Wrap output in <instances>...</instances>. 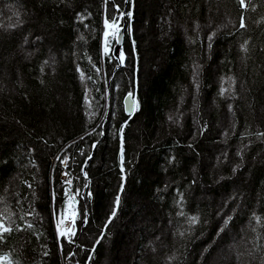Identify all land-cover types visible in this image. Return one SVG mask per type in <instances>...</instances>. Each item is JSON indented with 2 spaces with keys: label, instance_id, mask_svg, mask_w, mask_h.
I'll list each match as a JSON object with an SVG mask.
<instances>
[{
  "label": "trees",
  "instance_id": "1",
  "mask_svg": "<svg viewBox=\"0 0 264 264\" xmlns=\"http://www.w3.org/2000/svg\"><path fill=\"white\" fill-rule=\"evenodd\" d=\"M114 3L133 14L130 34L126 15L121 24L123 67L101 47ZM245 5L0 0V222L12 229L0 256L13 264H264V0ZM128 91L139 101L131 119ZM124 121V190L104 228L121 183ZM67 178L80 191L72 242L55 233Z\"/></svg>",
  "mask_w": 264,
  "mask_h": 264
},
{
  "label": "snow or ice",
  "instance_id": "2",
  "mask_svg": "<svg viewBox=\"0 0 264 264\" xmlns=\"http://www.w3.org/2000/svg\"><path fill=\"white\" fill-rule=\"evenodd\" d=\"M239 4H240L241 8H244L246 6L245 0H239ZM112 7L114 9V12L112 14L105 13L103 21H102V23H103L102 53H103V56L105 58L111 59V53L113 51H115L117 54V58L119 60L120 65H123L125 63V59H126L125 52L119 47H117L115 50H113L111 45L113 42L116 45L120 44V37H121V33H122V28L124 27L123 25H121V20L123 19V17L125 15L129 18V25L127 26V31L129 32V34L131 33L130 20H131V17L133 14L131 11H128V12L121 11L119 4L114 3L112 5ZM76 16H77V19H80V20L83 19V17H81L79 13H77ZM240 26L244 27L243 18H241ZM85 27H87V25H85ZM37 39H39V37H37ZM78 39H82V37H78ZM208 39L209 40L212 39V34H210L208 36ZM133 44H134V42H133ZM210 46L211 45H209V47ZM241 47L243 48V45H241ZM89 62H91V58H89ZM93 67L96 68V72H97V74H99L100 69L98 67H96V65H93ZM76 71L80 73L81 79H84V74H83V72H81V69L79 66H77ZM220 91H221V95H223L224 89L221 88ZM84 99H85L87 107H91L90 98L87 95H85ZM123 99L125 102V112L128 113L129 115L139 108V101L134 98V94L132 91H128L124 95ZM231 107L232 106L229 105V109H231ZM86 114H89V113H86ZM126 123H127V121H124L120 125V129H119V131L121 133V137H120V148H119L118 156H119L121 183L119 185V189H118L116 197H115L114 206L112 208V211L110 212V214L107 217V223L104 225V228H107V224L111 223L113 217H115L116 207L120 203V194L124 190L125 168H124V148H123L124 141H123V135L122 134H123L124 126ZM68 159H69V157L67 155H65L61 159V164H64L66 167L67 166L66 161ZM81 171L83 172V168H81ZM235 171H236V169L233 168V172H235ZM61 175L64 177H69L68 172H63V173H61ZM84 177L87 180V173L86 172H84ZM72 184H73V181L71 178H67L64 180L65 187L63 188V192H62L64 199L62 201L60 219L56 223L57 236L58 237L63 236L69 242H72V236L75 235L74 226H69V225H74L75 220L79 215L75 206L77 203L76 197L80 195V191H79V189H76L75 192H73L72 187H71ZM85 187H87V184H85ZM87 195H88V197H91L92 194H91V192H88ZM53 196H55V193H53ZM182 198L183 197L181 194V199ZM28 215H31V213H28ZM230 219H231V217H228V216L224 217V224L226 225ZM256 219H257V222H259L260 218L256 217ZM190 220H191V223H193V224L196 223L195 217H191ZM66 221L68 223H66ZM83 221H84V223H87V209H85ZM61 225H64L63 230L61 229ZM28 226L31 227V225H28ZM17 227L19 228L20 226H17ZM11 230L12 229L10 226H6L2 222H0V240H3V238H4L3 234L4 233H8ZM222 230H223V228L220 229V231H222ZM102 235H103V233H101V236ZM45 255H47V253H45ZM69 255H72V253H69ZM0 264H13V261L8 259V257L6 255L0 256Z\"/></svg>",
  "mask_w": 264,
  "mask_h": 264
},
{
  "label": "water",
  "instance_id": "3",
  "mask_svg": "<svg viewBox=\"0 0 264 264\" xmlns=\"http://www.w3.org/2000/svg\"><path fill=\"white\" fill-rule=\"evenodd\" d=\"M127 1H129V0H127ZM123 26H124V27L122 28V33H121V37H120V44H119V45H115L113 50H115L117 47H119V48H121V49L123 50L124 42H125L126 23H124ZM113 56L118 60V58H117V54H116L115 51H113ZM125 57H126V55H125ZM125 60H126V59H125ZM118 62H119V60H118ZM119 66H120V67H123L124 64H123V65H120V63H119ZM134 112H135V111H134ZM134 112H132L130 115H129L128 113H126L127 117H132L133 114H134ZM66 223H68V222L66 221ZM69 226H70V225H69Z\"/></svg>",
  "mask_w": 264,
  "mask_h": 264
},
{
  "label": "rangeland",
  "instance_id": "4",
  "mask_svg": "<svg viewBox=\"0 0 264 264\" xmlns=\"http://www.w3.org/2000/svg\"><path fill=\"white\" fill-rule=\"evenodd\" d=\"M121 24H122V20H121ZM116 44L114 43L113 44V49H114V46H115ZM101 47H102V39H101ZM113 53V52H112ZM114 57V56H113ZM115 58V57H114ZM116 59V58H115ZM124 65H125V63H124ZM107 73V71H106V68L104 67V69H102V74H103V76H105V74ZM77 219V218H76ZM56 223L57 222H55V233H56V236H57V232H56ZM70 226H74V228H75V233H76V231H77V222H76V220H75V224L74 225H70ZM63 228H64V225H61V229L63 230ZM58 237V236H57ZM63 236H59L58 237V239L60 240L61 238H62Z\"/></svg>",
  "mask_w": 264,
  "mask_h": 264
}]
</instances>
